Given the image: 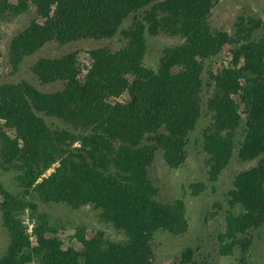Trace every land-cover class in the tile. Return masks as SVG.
I'll return each instance as SVG.
<instances>
[{"label": "trees", "instance_id": "trees-1", "mask_svg": "<svg viewBox=\"0 0 264 264\" xmlns=\"http://www.w3.org/2000/svg\"><path fill=\"white\" fill-rule=\"evenodd\" d=\"M220 1L0 0V21L30 10L36 17L11 41L14 72L51 43L62 48L120 37L123 44L90 49L85 65L78 51L39 58L30 68L35 82L0 83V171L14 174L16 189L0 180L9 236L0 264H152L155 237L183 236L189 223L183 200L156 201L148 168L159 149L168 168L182 167L203 118L209 182H217L235 149L240 162L257 161L236 176L228 192L231 213L217 237L219 255L238 251L245 264L250 234L264 225V30L255 37L264 25L241 19L234 35L212 30L209 18ZM159 35L182 42L163 48L151 69L144 62L147 36ZM226 48V64L210 66ZM37 200L76 211L90 207L125 238L115 242L101 231L89 238L80 225L74 238L81 249H63ZM25 213L34 223V244L21 220ZM196 250L185 247L177 264H209Z\"/></svg>", "mask_w": 264, "mask_h": 264}, {"label": "rangeland", "instance_id": "rangeland-1", "mask_svg": "<svg viewBox=\"0 0 264 264\" xmlns=\"http://www.w3.org/2000/svg\"><path fill=\"white\" fill-rule=\"evenodd\" d=\"M15 5L17 0H10ZM35 17L34 10L10 20L0 21V83L17 84L22 81L35 82L30 68L39 58L60 57L73 51H78L80 61L87 64L86 52L99 47H111L117 50L123 47L122 39L116 37L112 41H81L71 46L59 48L55 43L43 47L39 53L26 59L14 72L10 66L8 53L12 39L22 32ZM253 19L261 21L264 25V0H221L211 11L209 25L214 31L226 32L234 35L240 20ZM41 22V20H38ZM131 24V17L125 22L124 28ZM263 28L255 34L260 38ZM182 42L179 37L159 35L156 38L147 36V53L145 66L155 69L165 47L177 46ZM229 48L223 49L217 59L209 61V65L215 68L226 64L229 55ZM46 90V88H40ZM205 93V100L207 99ZM208 125V119L203 118L197 129L189 137L188 158L186 163L178 169H170L163 161L162 151L156 150L153 163L148 168L150 181L158 189L156 201L163 205H172L176 200H183L187 211L189 230L183 236H173L168 233H159L154 240L155 257L152 264H177L176 259L185 247L201 248L200 252L209 261V264H241L242 257L238 251L233 255L223 257L217 253V237L223 230L225 217L231 211L229 206V191L238 174L251 169L257 165L256 162L242 163L237 156V149L234 150L232 159L227 168L220 174L217 182L211 183L207 178L206 158L201 147V135ZM238 147V146H237ZM53 169H50L44 176H48ZM0 180L5 183L9 190H16L14 186V174L0 171ZM201 184L203 190L199 194H193V185ZM38 211L46 214L49 221L57 228V236L61 239L63 249L73 247L80 250L79 244L74 238L75 228L82 225L86 230V236L91 237L96 232H104L107 238L119 242L124 240L122 233L113 230L109 225L100 223L97 214L90 207H84L78 211L72 210L64 205L43 204L39 200ZM237 212V209L233 210ZM231 213V212H230ZM22 223L26 228L25 232L31 242L35 243L34 223L25 213ZM251 250L248 258L244 259L245 264H264V225L257 231L251 232ZM9 242L7 231L2 225L0 216V259L4 256ZM198 255V253H197ZM195 260L204 261L198 256Z\"/></svg>", "mask_w": 264, "mask_h": 264}]
</instances>
